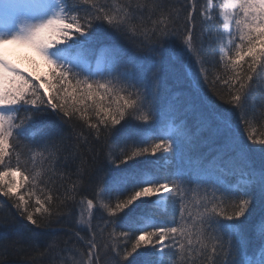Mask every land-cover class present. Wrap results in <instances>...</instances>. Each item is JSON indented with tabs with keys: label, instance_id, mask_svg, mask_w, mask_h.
<instances>
[{
	"label": "snow or ice",
	"instance_id": "snow-or-ice-1",
	"mask_svg": "<svg viewBox=\"0 0 264 264\" xmlns=\"http://www.w3.org/2000/svg\"><path fill=\"white\" fill-rule=\"evenodd\" d=\"M165 7L155 2L113 9L101 0H0V168L5 169L0 171V193L35 229L69 223L75 196L61 198L37 189L27 162L22 164L18 155L15 167L11 161L20 139L45 116L54 115L61 125H44L38 146L45 151H58V144L73 135L84 137L76 131L79 119L87 125L88 136L94 134V147L89 149L90 163L78 168L77 175L93 190L102 187L95 195L111 200L115 194L117 199L115 206L99 205L114 217L104 227L122 219L123 226L140 233L130 249L125 244L121 251L116 243L102 245L91 222L82 219L86 235L75 232L70 239L86 243V264H101L102 249L111 264H184L194 250L193 236L200 245L195 251L208 264H264V139L254 138L251 131L253 119L264 120V96L259 117L246 110L253 85L264 81V0H223L220 5L224 27L234 20L240 34L239 43L229 39L234 55L224 46L219 55L235 73L224 81L232 89L228 99L217 91V81L209 79L205 67L216 54L211 44L207 50L204 45L205 34L211 33L208 9L202 21L208 28L199 33L196 0L185 5L180 27L163 20L144 26L146 11L151 20L157 11L163 17ZM133 13H139L140 24L132 22ZM10 45L32 49L48 66L47 73L38 75L14 64L4 51ZM185 58H194L198 71H179L177 65ZM233 112L239 113L246 135L232 121ZM54 157L50 152L49 158ZM140 158L155 166L181 163L162 177L146 178ZM229 178L239 181L235 194ZM22 188L28 190L27 197ZM153 198L156 203L174 201L178 218L174 213L171 220L141 226L134 208ZM257 206L261 211L252 219ZM87 207L92 209V199ZM125 209L122 218L115 216ZM42 212L48 213L47 221L37 215ZM29 231L34 240L38 234Z\"/></svg>",
	"mask_w": 264,
	"mask_h": 264
},
{
	"label": "trees",
	"instance_id": "trees-1",
	"mask_svg": "<svg viewBox=\"0 0 264 264\" xmlns=\"http://www.w3.org/2000/svg\"><path fill=\"white\" fill-rule=\"evenodd\" d=\"M79 2V0H77ZM102 3H107V5L113 9L120 6H128L131 3L134 8L136 4L143 3H160L166 5L164 9V16L161 17L160 12L157 11L151 16V20L147 19V11L144 13L145 20L143 24L145 27H151L152 21L163 20L168 23L170 27H180L184 22V17L186 15L185 5L189 0H101ZM221 0H212V4L209 5L208 0H196V24L197 33L200 32L201 28H208V25L202 24L205 19L204 9H208V14L212 16L211 33H206L204 36L205 50H207L208 45L215 49V58L210 62L205 64L208 69L209 79L216 80L217 91L228 99L229 91L232 89L228 85L224 84V81L229 80L233 77L235 73L231 70L230 66L225 67L224 63L219 60V55L221 52V47L224 46V50L232 49L231 54L234 55L235 49L229 43V39H233L236 43H239V35L236 31H233L231 38H226L221 30V22L219 18V7ZM134 19L133 23L140 24L139 13H133ZM236 30V28L234 29ZM209 35L211 39H209ZM126 43V42H125ZM179 43V41H177ZM197 50L199 49V41H197ZM203 54V53H201ZM247 59V58H246ZM244 69L247 68V64L244 63L242 66ZM177 68L184 75H188L193 71H198L195 66L194 58L192 62H189L185 58L182 64H178ZM218 78V79H217ZM238 87V85H236ZM262 96H264V81H258L253 85L252 91L248 95V100L246 104V110L251 116L255 113L259 117L260 105L262 103ZM218 103H223L217 101ZM227 106V105H225ZM23 115L24 113H20ZM239 113L233 112L232 121L240 129L241 135H246L247 132L242 126V122L238 119ZM95 122V119L92 120ZM44 125H54L60 127V122L54 115H48L40 121L36 127L31 128L25 133V137L21 138L19 141V147L15 150L12 157V165H16V157L19 156L21 163L27 162V167L32 171V174L37 178V189L50 190V194L56 196L60 195L61 198L65 195L75 196L76 205L74 209V216L71 221L62 227L61 223H53L51 227L35 229V226L28 224L26 220L19 216L14 206L7 197H3L0 193V264H86L88 257L85 255L87 252L86 243L78 242L76 239H70V235L79 232L81 236L86 235L85 231H82L79 220V210L87 200H93V207L91 209V224L93 229L97 232V240L105 246H110L113 243L118 244L123 251V246L127 244L128 248H131L136 236L140 233H133L129 228L123 226L122 219L116 220V225H108L107 228L104 227V221L109 218H114L111 213L107 210H100L99 205L101 202L108 203L111 206H115L117 203L116 195L114 194L111 200L107 197H101L98 194L103 191L102 187H97L93 190L90 184H86L80 180L77 175V169L86 166L90 163V159L93 153L89 151L90 148L94 147L91 141L94 139L93 136H88L89 129L87 125L84 124L82 120L76 119V131H83L84 137H87V141L84 137L76 139L73 135L72 139L65 140L64 144H58L59 150L49 148L45 151L43 147L38 146L42 138V129ZM82 126V127H81ZM254 138L264 139V120L253 119L252 129ZM68 129L65 126V134L67 135ZM123 147V145H121ZM129 147L135 148L136 145L129 144ZM119 150V149H117ZM55 152L54 159L49 158V153ZM42 153V154H41ZM141 162L138 165L141 168L146 169V178H151L153 176L162 177L165 171L169 168L174 169L177 164L181 161L173 160L169 164H164L162 166H155L151 163V160H144L140 158ZM258 162V161H257ZM150 169V170H148ZM5 169L0 168V171ZM23 170V169H21ZM27 175V173H25ZM8 179H12L8 177ZM21 177L16 176V183H19ZM163 182V180H161ZM27 184V181H24ZM228 185L231 188L233 194L237 192L239 185L238 179L229 178ZM75 186V188L73 187ZM37 189H33L36 191ZM57 189L59 191H57ZM19 191L27 197V189H19ZM37 195L43 199V195L37 191ZM126 195V194H125ZM199 195H203L200 193ZM219 195V193H218ZM124 197L122 196L121 199ZM8 201V203H5ZM32 205L35 204V197L30 201ZM54 204H58L59 201H54ZM139 204V202H137ZM30 210H34L30 208ZM128 210L125 209L124 212H118L115 214L116 217H123L124 213ZM260 208L254 211L252 219L260 213ZM174 213L178 218V212H176V204L172 200H165L161 203H156L155 198L152 199L150 203L139 204L138 207L134 208L133 214L137 216L140 221L141 226L154 223L161 219L171 220ZM101 214L104 220L100 219ZM42 221H47L48 213L42 212L37 214ZM55 219V217H53ZM27 225V227H26ZM98 225V227H97ZM174 226V225H169ZM33 229L38 235L36 238L30 239L33 235L29 229ZM101 229H104L101 232ZM71 230V232L69 231ZM150 230V229H149ZM127 232L128 237H121L120 233ZM112 234V235H110ZM196 237L193 236V249L186 257L184 264H208V261L204 255H200L195 249L200 247L199 244L195 243ZM210 247L209 241H204ZM257 252V256H258ZM133 256L128 257L132 259ZM139 259V258H137ZM166 261H170L171 257H166ZM179 261L181 258L176 257ZM101 264H111V257L104 255V250L100 253Z\"/></svg>",
	"mask_w": 264,
	"mask_h": 264
},
{
	"label": "rangeland",
	"instance_id": "rangeland-1",
	"mask_svg": "<svg viewBox=\"0 0 264 264\" xmlns=\"http://www.w3.org/2000/svg\"><path fill=\"white\" fill-rule=\"evenodd\" d=\"M223 0H221V4ZM220 4V5H221ZM219 17L220 22L222 24V32L228 36V33L234 31L233 26L235 27V21L232 20L229 23L227 28L224 27L223 23V16L220 15V7H219ZM5 55L14 63L17 64L21 69L27 72H34L38 75L46 74L47 73V65L34 53V51L27 46L24 45H10L5 48ZM12 178V177H11ZM16 180V177H15ZM81 207L79 210V222L81 227H85L82 223L83 221H90L91 220V210L88 209L87 203Z\"/></svg>",
	"mask_w": 264,
	"mask_h": 264
}]
</instances>
